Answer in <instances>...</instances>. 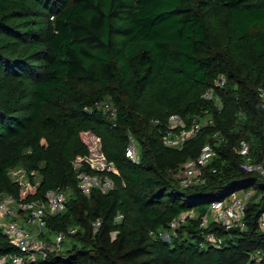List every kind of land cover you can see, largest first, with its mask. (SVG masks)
I'll list each match as a JSON object with an SVG mask.
<instances>
[{
  "label": "trees",
  "instance_id": "1",
  "mask_svg": "<svg viewBox=\"0 0 264 264\" xmlns=\"http://www.w3.org/2000/svg\"><path fill=\"white\" fill-rule=\"evenodd\" d=\"M219 74L225 81L213 86ZM207 88L212 98L202 95ZM169 113L185 127L200 123L179 146L161 139ZM96 135L118 173L108 172L111 189L83 194L73 164L93 171L82 157ZM127 135L137 161L124 154ZM241 139L264 165V0H0V193L42 198L58 186L65 205L44 217L41 235L78 226L69 248L39 264H264L248 258L264 244V174L239 166ZM204 142L215 154L203 181L179 186L183 162ZM18 164L24 191L6 173ZM241 187H252L244 228L208 221L222 246L199 247V214ZM188 209L194 215L160 239ZM12 252L0 231V254Z\"/></svg>",
  "mask_w": 264,
  "mask_h": 264
},
{
  "label": "built area",
  "instance_id": "2",
  "mask_svg": "<svg viewBox=\"0 0 264 264\" xmlns=\"http://www.w3.org/2000/svg\"><path fill=\"white\" fill-rule=\"evenodd\" d=\"M224 81L225 77L219 74L212 79V85L220 86ZM258 90L259 94L262 95L263 91L260 87H258ZM202 95L206 98H212L211 88H207ZM199 126L200 123L198 121H193L189 126L185 127L176 113H169L166 118L165 129L161 133V139L168 146H179L192 136L199 129ZM234 150L242 157L244 156L239 164L241 168L264 174L263 163L254 162L247 155L248 145L245 140L241 139ZM124 154L131 161H137L138 159V155L134 153L133 145L130 143L125 146ZM214 154L215 150L212 145L204 142L194 157L188 158L183 162L182 168L178 173L179 186L187 187L201 183L203 181L202 167ZM100 156L102 159L100 161L89 154L82 157V161L93 171L80 169L79 164L81 162L73 164L76 186L83 194H88L91 189L107 191L113 187L112 179L108 172L114 170V165L111 161H107L102 153ZM30 173L33 172L31 171ZM20 188L24 191V188ZM249 194V190H246L242 195H238L235 190H231L226 196L213 199L207 204L198 217V231L201 235L199 247L209 246L218 249L222 246L223 236L215 233V231L205 230L208 221H213L227 230L244 228V206ZM66 197L67 190H63L58 186L47 188L42 198H18L8 192L0 193V231L15 249V252L0 254V264L7 262L10 264H39V262L47 258L49 253L60 251V242L68 233L75 231L78 228L77 225L67 226L64 230L53 232L48 240L44 239L42 235L45 233L44 217L61 211L65 205ZM193 213L192 209H188L171 217L168 221L169 229L157 232L159 238L167 241L169 233L187 218L192 217ZM121 216L120 212H116L114 219H118ZM257 223L260 231L264 232V212L258 215ZM24 224H33L34 228L30 230ZM91 224L96 227L99 224V220H92ZM110 234L112 235L113 232ZM263 256L264 244L261 248L248 253V258L251 260Z\"/></svg>",
  "mask_w": 264,
  "mask_h": 264
},
{
  "label": "rangeland",
  "instance_id": "3",
  "mask_svg": "<svg viewBox=\"0 0 264 264\" xmlns=\"http://www.w3.org/2000/svg\"><path fill=\"white\" fill-rule=\"evenodd\" d=\"M35 11H33V14H30L28 15V18H32L34 17L35 15ZM36 20L39 19V18H35ZM218 30H215V32H217ZM218 35L220 33H217ZM214 37L217 38V36L214 34ZM27 88V87H26ZM25 94L27 95L28 94V88L24 90ZM26 99V97L24 98V100ZM102 102H109L108 101V97L105 96V98L103 99ZM106 108H110L109 105H106L105 106ZM57 110V107L53 109V111ZM46 137H47V140L48 142H52L53 140V137H54V133H45ZM128 136V143H130L131 145H133V150H134V153L138 155V149H137V145H136V142H134L133 138L131 137V135H127ZM95 140V148L93 149L92 152L89 153V155H91L92 157H95L97 159H99L98 161L102 160L101 159V156L100 154L102 153L101 152V147H100V137L98 135L95 136L94 138ZM23 152H28V148H24L23 149ZM103 155V153H102ZM104 157V155H103ZM114 173H118L117 170H116V167L114 166V170L112 171ZM6 173L7 175L13 179V180H16L18 183H19V186L24 188L27 184H28V178H27V175L25 174L24 170H23V167L21 165H14V166H11V167H8L7 170H6ZM38 175L36 174L35 177H34V181H36L38 179ZM246 190H249V191H252V187H241V188H238L235 190L236 194L238 195H242ZM193 211V210H192ZM194 214V213H193ZM24 226H27L30 230L34 228V225L33 224H24ZM71 245V240L68 238V236H64V239L60 242L59 244V247H60V251H65L67 248H69Z\"/></svg>",
  "mask_w": 264,
  "mask_h": 264
}]
</instances>
